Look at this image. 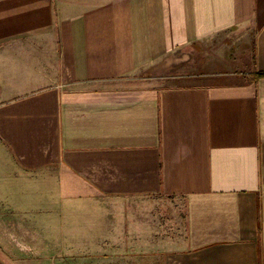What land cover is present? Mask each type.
<instances>
[{"label":"crops","instance_id":"crops-1","mask_svg":"<svg viewBox=\"0 0 264 264\" xmlns=\"http://www.w3.org/2000/svg\"><path fill=\"white\" fill-rule=\"evenodd\" d=\"M0 155V201L59 204L68 249L98 196H178L149 263L264 264V0H0Z\"/></svg>","mask_w":264,"mask_h":264},{"label":"rangeland","instance_id":"rangeland-1","mask_svg":"<svg viewBox=\"0 0 264 264\" xmlns=\"http://www.w3.org/2000/svg\"><path fill=\"white\" fill-rule=\"evenodd\" d=\"M175 55L186 58L190 54L182 49ZM59 206L34 212L41 218L32 219L0 201V231L7 232V238L17 248L12 252L14 257L1 247L0 254L11 264H151L153 255L179 245L186 236L184 205L178 196H98L91 205L78 209L99 211L103 217L78 221L98 224L91 230L99 233L97 238L103 241L96 244V250L68 249ZM114 212H118L119 219Z\"/></svg>","mask_w":264,"mask_h":264}]
</instances>
